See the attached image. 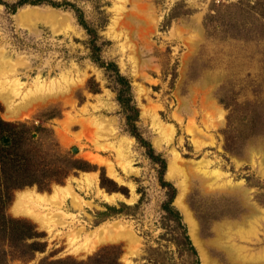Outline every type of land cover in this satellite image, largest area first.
Here are the masks:
<instances>
[{
    "label": "rangeland",
    "instance_id": "1",
    "mask_svg": "<svg viewBox=\"0 0 264 264\" xmlns=\"http://www.w3.org/2000/svg\"><path fill=\"white\" fill-rule=\"evenodd\" d=\"M19 1L0 0V52L21 62L24 91L43 84L48 98L19 118H8L0 101V117L42 128L35 139H51L38 145L42 153L91 166L44 189L11 192L5 215L35 226L42 236L29 242L44 247L32 254L5 243L6 264L86 261L104 248L119 253L117 264H202L176 203L184 181L185 204L209 256L230 264L213 243L224 223L252 224L248 241H236L252 253L264 252V0ZM31 10L54 11L58 20L39 13L19 19ZM120 94L134 108L125 109ZM143 141L165 159L163 178ZM50 155L45 166L67 167ZM174 155L181 171L168 174ZM82 173H92L103 192L116 194L114 200L96 188L76 189L78 206L62 204L64 223L53 233L12 211L19 191L50 193ZM172 188L171 207L180 213L197 258L167 210ZM97 229L130 232L132 253L123 237L89 254L73 253L67 234L81 230L83 243Z\"/></svg>",
    "mask_w": 264,
    "mask_h": 264
},
{
    "label": "bare ground",
    "instance_id": "2",
    "mask_svg": "<svg viewBox=\"0 0 264 264\" xmlns=\"http://www.w3.org/2000/svg\"><path fill=\"white\" fill-rule=\"evenodd\" d=\"M36 13L39 12L35 10H31L29 13L21 11L18 16L20 20H23L25 18L36 16ZM40 15L45 16V18L50 20H58L56 16L57 13L54 11H48L47 13H44L43 15L41 13ZM18 65H21V62H13L11 59L7 58L4 52H0V101L5 105V113L8 118H19L25 115L24 113L34 103L41 101L48 96L44 97L45 86L39 83L35 84L33 89L27 91L23 90V82L19 79ZM17 97L20 98L21 101L16 102L15 99ZM117 154L118 157H122V149H118ZM180 171L181 170L177 164V156H175V158H172L169 161L168 174H179ZM119 181L122 180L119 179ZM185 183L186 181L180 182V193L176 199V203L182 211L185 221L188 223L191 239L199 251L202 264H220L216 259L209 256L203 242L201 243L198 240L197 225L185 204V195L188 189ZM92 188H96L98 194H100V196L106 201L112 202L115 198L116 194L109 195L98 187L97 179L92 173H82L79 178H73L72 180L67 181L65 185L54 186L50 193H40L30 189L19 191L12 205V211L17 215H23L33 219L48 232L53 233L64 223L62 216L65 214L62 213V210L60 209L62 204L67 200H70L72 204L77 207L79 196L76 193V189L89 190ZM80 229L82 228L80 227ZM111 229H109V232L108 230L97 229L96 233L92 232L91 234H86L83 243L79 242L81 230H73L70 234H67L70 249L76 255H85L93 252L98 246L107 241L123 237L126 238L128 243L127 252L131 254V243L135 241L133 235L127 231H113ZM253 229L252 224H250L249 228H235L233 225H225V223L221 225L219 224V227L215 230L216 237L213 240V243L216 247L225 252L227 261H229L230 264H264L263 251L252 253L236 241L241 239L248 241L253 233Z\"/></svg>",
    "mask_w": 264,
    "mask_h": 264
},
{
    "label": "trees",
    "instance_id": "3",
    "mask_svg": "<svg viewBox=\"0 0 264 264\" xmlns=\"http://www.w3.org/2000/svg\"><path fill=\"white\" fill-rule=\"evenodd\" d=\"M42 1L20 0L17 5H23L27 2L39 4ZM52 5H56V3H52ZM88 31L90 32L89 29ZM111 65L116 70L118 81L122 84H127V79L116 69L117 65ZM119 99L125 109L134 108L129 106L128 99L123 98L121 94ZM42 130V128L33 130L25 122H9L0 117V264H6L7 262L5 243L15 247L16 245H21L32 254L43 250L44 247L43 243L37 241L29 242L42 236V233L38 232L35 226L25 220L5 215L4 209L10 201L11 192L33 185L44 189L49 187L51 183H62L70 174L75 173L77 170H90L91 165L84 160L74 159L72 156L67 155H57V153L53 155L48 152L42 153L38 145H43L45 140L51 141L50 138H41V135H39L38 139H35L34 132ZM137 138L140 139V137ZM50 143L52 147L56 146L54 142ZM143 143L148 149L149 157L161 166L159 177L163 178V172L166 169L165 159L156 155L148 142L143 141ZM48 155H50V158L58 156L56 159H63L67 167L57 165L53 168L49 167L48 164L45 166V161L47 163L49 161ZM174 194L175 189H173L172 197L166 204L167 210L173 215L176 222L175 226L183 229L186 249L192 256L197 258V252L186 234V228L182 224L180 213L174 207H171ZM118 256L119 253L113 251V248H104L86 261L59 260L40 264H117ZM19 257H24V255L20 254ZM196 264H198V259H196Z\"/></svg>",
    "mask_w": 264,
    "mask_h": 264
}]
</instances>
